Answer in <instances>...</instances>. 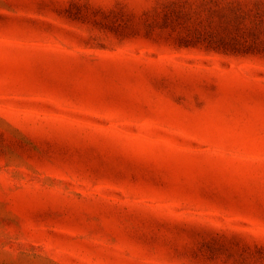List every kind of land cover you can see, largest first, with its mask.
I'll list each match as a JSON object with an SVG mask.
<instances>
[{"label": "rangeland", "instance_id": "obj_1", "mask_svg": "<svg viewBox=\"0 0 264 264\" xmlns=\"http://www.w3.org/2000/svg\"><path fill=\"white\" fill-rule=\"evenodd\" d=\"M0 264H264V0H0Z\"/></svg>", "mask_w": 264, "mask_h": 264}]
</instances>
